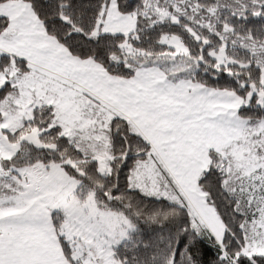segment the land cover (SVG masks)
Masks as SVG:
<instances>
[{
	"label": "snow or ice",
	"instance_id": "snow-or-ice-1",
	"mask_svg": "<svg viewBox=\"0 0 264 264\" xmlns=\"http://www.w3.org/2000/svg\"><path fill=\"white\" fill-rule=\"evenodd\" d=\"M0 264H264V0H0Z\"/></svg>",
	"mask_w": 264,
	"mask_h": 264
}]
</instances>
